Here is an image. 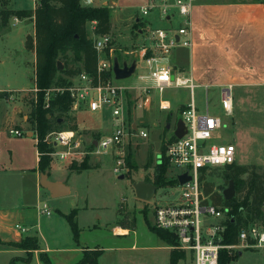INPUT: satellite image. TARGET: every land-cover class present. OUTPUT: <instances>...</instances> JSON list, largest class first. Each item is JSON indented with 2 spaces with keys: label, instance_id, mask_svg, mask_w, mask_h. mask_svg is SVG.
<instances>
[{
  "label": "crops",
  "instance_id": "0c3cea01",
  "mask_svg": "<svg viewBox=\"0 0 264 264\" xmlns=\"http://www.w3.org/2000/svg\"><path fill=\"white\" fill-rule=\"evenodd\" d=\"M113 3L116 4L117 2L113 0ZM33 6L34 7L31 9L15 8V10L33 11L32 16L28 18H21L22 21L28 20L32 23L33 35L30 36L35 35V17L33 13L36 8V0H34ZM154 15L155 14H152L148 21L151 25L156 26V17L154 19ZM16 19L18 18H15V21ZM160 22L164 25L161 26L163 28L169 29L175 27V23L173 21ZM191 22L192 47H176L170 57V64L177 71H183L187 76L192 77L197 86L195 90L203 89L207 94H209L212 88L217 89L220 103L223 89H231L232 96L234 95L233 93L236 92L235 95H237V98L240 101L250 96H256L264 99V0H195L191 15ZM135 29H133V32L136 34ZM94 30L95 23L92 25L93 41L97 37ZM5 32L7 31H2L1 33L3 34ZM130 40L134 41L138 46L142 40V36L139 34L136 38H133V40L130 38ZM118 46L121 47L118 49L113 47L111 52L107 51L106 56L109 60L113 59L114 62L117 60L120 66H123L124 64L132 65L133 63H136V71L140 70L137 76L138 83L125 87L126 96L131 95L130 99H134L140 93L141 88L146 86L151 87L153 85V81L148 78L140 79L139 77L142 73L143 63L140 61L136 62V58L129 54L135 50L137 46L135 49L129 50V47L121 40L118 41ZM120 52L124 55L122 59L120 57ZM33 56V84L35 86L36 61L34 52ZM128 57L130 59H128ZM21 90H28V88H26V86H22ZM166 91L171 92L166 95V93L160 94L157 90H153L152 106L144 112L151 113L156 109L161 112L173 111V101L176 102L178 104L176 107L178 115L174 119V116L169 115L171 116L172 121L166 125V129L171 130L170 134L173 136L177 129V122L181 119V112L191 101V93L185 88H172ZM1 92L6 91H0V93ZM6 97L7 95L1 98L5 100ZM162 100L170 105V110L164 111L160 109V103ZM235 108V96H233L234 115L236 111ZM14 110V116L11 117L8 115L6 120H4L5 126L4 128H0V135L2 134V131H7L8 127L15 126V128L26 132V140L30 143H16L19 146L18 148H15L14 150L8 149L4 151L3 154L0 153V264H10L14 258H27L28 252L15 246V244L21 243L27 237L38 238L41 249L32 252L33 256L30 262H19L18 264H45L40 259L41 253H46L52 264H77L83 259L86 251H100L101 255L98 259L99 264H124L123 259H130L131 261L136 259L137 255H135L136 257L132 255L133 260L130 258L131 253L150 250L155 252V257L151 260L154 262L152 264H170L172 247L162 241L150 230L147 223L148 219H146L144 211L142 212L145 215L147 227L149 231L156 236V240L152 238L148 239L146 241L147 245L141 247L137 245L138 237L136 230L133 232L134 239H131L130 244H127V246H115L114 242L116 238H126L130 237L132 234L130 224L122 222L113 224L109 231L102 229L106 227L105 225L101 226L92 222V224H88L87 226L91 230L92 234L91 238L88 239L85 236V232L83 230L84 228H82L80 223L83 209L75 208L73 205L65 207V205L68 204L65 201L68 200L72 194V187L68 185L67 176L68 174L69 176H73L74 174H78L92 168H97L92 165L93 163L95 165L100 163L101 166L102 159H100V157L106 155H96L98 156V160L94 159L95 161H93L91 156L95 154H91L85 159L87 160L90 169L82 171L70 169V165L72 163L66 162V169L69 173L65 172L62 175L55 174V176L52 177L53 160L50 167L46 171H42L40 168L41 154L38 149V130L35 132L33 129H28L29 124H31L28 116H24L22 118V123L20 122L19 115L23 111V106L20 107L19 104ZM81 111H85V109ZM204 111L201 112V114L209 112L208 105L206 111ZM169 116L168 119L170 118ZM231 118L233 122L234 116L232 115ZM137 120L138 121L135 122L136 124L141 123L147 129L145 125L146 122L144 120H141V118H137ZM164 122L161 119H158L154 120L153 125L149 123H147V125L159 127L160 124ZM168 126H170V128H168ZM112 131L113 126H110L106 130H94L92 134H110ZM1 139L2 136H0V140ZM31 141H34V143H31ZM224 142L229 141L224 140ZM233 144L236 145L237 148L236 163L238 165L264 167V164H248L246 162L247 158L245 156L243 143ZM164 154L166 155V152H164ZM107 155H111L112 158L115 159V166L113 170L118 174V172L115 171L117 166V158L115 154L111 152ZM13 164H16V166L19 167L14 168L19 169V173L16 178H9L7 177V174H1L7 170V165ZM45 176L47 181L60 185L56 194H62V196L55 198L50 191L42 186ZM121 177L123 176L120 175L119 179H124V177ZM136 186L137 185L134 186L135 192ZM45 191L47 193H45ZM47 198H51L52 200L58 202V208L56 210L58 215H54L53 211L50 216H46L40 212V205L42 202H45L43 199ZM141 201L143 204L145 203L146 206H148V202H150ZM74 211H76L75 220L80 229V237L78 241L74 238L72 228L66 218L67 215H70ZM18 224L28 228L29 232L27 234H22L16 229V225ZM105 232H109L110 234L109 240H111V242L106 241L107 243H110L109 246H103L101 244L105 242L103 239L105 238L103 237V233ZM109 252H111L110 258L107 257ZM260 252L264 253V251H246L242 252L239 257H243L245 253L260 254ZM262 257L264 260V254Z\"/></svg>",
  "mask_w": 264,
  "mask_h": 264
},
{
  "label": "built area",
  "instance_id": "2783aa9c",
  "mask_svg": "<svg viewBox=\"0 0 264 264\" xmlns=\"http://www.w3.org/2000/svg\"><path fill=\"white\" fill-rule=\"evenodd\" d=\"M37 2V0H36ZM86 7H94L95 0H81ZM195 0H149L141 7V12L135 19L139 24L136 35L141 34L142 40L130 55L136 62L143 63L140 79H151V87H143L134 100L135 111H146L152 106V91L163 94L168 89L185 88L191 93L189 105L181 112V119L186 127V134L170 141L166 147V157L175 178L186 172L191 181L178 185L180 195L173 201L162 203L155 197L148 202L154 210L155 227L172 233L177 240L176 247L187 251L193 257V264H218L221 250H228L231 255L244 251H264V227L259 224L243 228L238 235L237 243L224 245L225 221L228 219L227 208L216 205L211 197L204 192L202 177L217 169H223L236 163V145L229 142H216L222 137L223 121L209 112L201 114L195 104L194 91L196 84L191 76L183 71H177L170 64V57L178 46L192 47L191 15ZM83 5V6H84ZM114 6L113 0L104 1L102 6ZM152 14L159 21L179 22L175 28L156 27L149 23ZM172 25V23H171ZM173 26V25H172ZM111 35L97 36L94 46L98 53L97 72H83L75 77L71 84L54 86L44 93L42 107L51 109V101L55 95H69L72 100L71 110L78 112L85 109L91 114L110 115L113 131L110 134H91L85 136L79 130L63 129L49 131L43 143L53 149L50 157H58L63 162L82 163L91 154L107 155L111 152L117 157L116 172L126 169V153L124 143L132 135L136 138H148L147 129L141 125L128 123L126 111V88L119 86L114 78V60L107 58V51L113 49ZM106 75H109L106 77ZM31 93L33 109L40 103L41 89L35 85L30 91L9 92V98L19 94L27 96ZM222 109L233 115V96L231 89H223L221 93ZM170 105L161 101L160 109L170 110ZM9 134L23 137L26 132L17 128L8 129ZM37 141L39 137L37 134ZM86 143V144H85ZM128 143V142H127ZM181 169L182 172L176 173ZM179 182V181H178ZM40 212L46 216L52 214L47 202H42ZM22 234L29 229L16 225Z\"/></svg>",
  "mask_w": 264,
  "mask_h": 264
},
{
  "label": "rangeland",
  "instance_id": "374dc122",
  "mask_svg": "<svg viewBox=\"0 0 264 264\" xmlns=\"http://www.w3.org/2000/svg\"><path fill=\"white\" fill-rule=\"evenodd\" d=\"M104 1L106 0H95L94 7H102ZM114 1L117 3L114 4L113 7L110 5L108 6L110 7L113 22L112 31L109 34L113 39L112 47L117 49L120 48L121 46H118V41L121 40L129 47V50L135 49L137 46L136 43L130 40V38L133 40V38H136L137 36L133 32V29H135L134 20L138 14H140L141 7L146 5L149 0ZM2 3H5L9 9H31L34 7V0H0V7ZM80 5L83 6V2H80ZM83 7L86 6L84 5ZM27 11L30 12V10ZM153 18L156 21V27L164 26L162 22L157 20L156 15H154ZM18 19L15 21V18H12L7 29H0V91L8 92V96L5 100L0 98V128H4V120H6L8 115L11 117L14 116V109L20 104V107L23 106V111L19 115L20 122L22 123V118L24 116H28L29 121H31L28 129H33L36 132V130H38V124L35 122V117L31 114L33 110V103L30 100L32 94L28 93L27 96H21L18 94L14 98V101H11L9 98V92H28L34 86L33 51L26 47L27 37L33 35V25L28 20L22 21V19ZM173 22L175 23L174 26L176 28L177 25H179V22L176 21V19H174ZM92 25L93 23L88 25V35L90 39H93ZM2 31L7 32L2 34ZM120 57L122 59L124 55L121 53ZM128 59L130 58L128 57ZM61 60L68 61L71 65H80L77 57L72 52L63 54ZM139 72L140 70H137L132 77L124 80H116L115 78L114 80L119 86H132L138 83L137 76ZM56 79L62 81L63 77L58 74ZM22 86H26L28 90H21ZM170 92L171 91H166L165 93L167 95L170 94ZM235 93L236 92L233 93V96H235L236 111L235 115L233 113V122L231 118L232 116H229L222 109L217 89L212 88L209 94L203 89H197L195 90L194 97L200 113L204 110L206 111L208 105L210 114L217 115L223 119L225 127L223 126V129L221 130L222 137L217 139L216 142L221 143L224 142V140H227L232 143H243L245 156L247 158L246 162L248 164H264V99L250 96L240 101ZM130 98L131 95L126 96L125 109L129 115L128 123L131 126L132 123L138 121L137 118H141V120L146 122L145 125L148 129L149 137L143 139L130 135L128 140H126L123 148L126 153L127 168L121 169L118 172L119 175L113 170L115 159H113L111 155L100 157V159H102L101 166L100 163L98 165H95L94 163L92 164L97 168H92L74 174L73 176H69L68 174V185L72 187V194L68 200L65 201L68 203L65 207L73 205L75 208L83 209L80 223L82 228H84L85 236L88 239L92 236L91 230L87 227L88 224H92L93 222L94 224L101 226L105 225L106 227L102 229L109 231L113 224L122 222L130 224L132 234L130 237L116 238L114 242L115 246H127V244H130L131 239H134L133 232L137 230V245L141 247L147 245L146 241L148 239L152 238L156 240V236L149 231L145 221V215L142 212H145L148 221L155 226L154 210L150 208V205L146 206L145 203L143 204V202L137 198L134 186L141 183H150L151 185L156 186L154 182L157 180L158 174L161 176L158 167L163 163L166 164L165 166L167 167L164 175L165 179L171 181V185H165L161 188L157 186L156 189L158 191H156L157 193L154 197L162 203H168L175 201L180 195L178 187L174 184V179H176L175 171L170 168L169 162L167 163L166 161V155L163 154L166 150L167 143L172 141L170 140L172 137V134H170L171 130H167L166 125L172 121L171 116H174L173 119L177 117L178 110L176 107L178 104L173 101V111L161 112L156 109L149 113L138 110L135 111L133 107L134 100ZM168 116L170 117L169 119ZM63 117L66 121L60 129H72V127L76 125L79 132L88 137L91 136L94 130H106L110 126L112 127V118L109 114L107 116H99L98 114H91L86 111L79 110L78 112H75L70 110ZM158 119L165 122L161 123L159 127L147 125V123L153 125L154 120ZM10 128H15V126L8 127L7 131H2V134L0 135L2 136V139L0 140L1 154L8 149L14 150L15 148H18L19 146L16 143H30L26 140L27 136L25 135L20 138L10 135L8 131ZM31 143H34V141H31ZM162 150H164V152H162ZM91 157L93 161L96 159L98 160V156L96 155H92ZM51 159L54 161V163H52V177H54L55 174L62 175L65 172L69 173L66 169V162L59 160L56 156L54 158L51 157ZM6 168L7 170L1 174H7V177L9 178H16L19 169L14 168L19 167H17L16 164H13L7 165ZM261 169V171L264 172V167ZM226 170L227 167L211 171L206 173L207 176L205 178L206 181L214 183L216 191L222 193V195L223 192L229 188L230 184L233 183H227V181H225L224 173ZM180 172H182L181 169L176 170V173ZM120 175H122L124 179H119ZM244 177H247V175ZM45 193L47 192L45 191ZM43 200L49 204L53 214L58 215L56 211L58 208V202L51 198ZM228 217H230V215ZM249 224L252 225L254 222ZM259 225H261V223H259ZM103 235V237H105L103 238L105 242L101 244L103 246H109L110 243L106 242H111V240H109V232H105ZM176 245L171 246L172 250L185 253V257L179 262V264H193L192 255L187 251L178 249ZM263 254V252H260V254L245 253L243 257H238V259L233 261L232 264H264L262 257ZM110 255L111 252L108 253L107 257L110 258ZM132 255H137V257L135 256L136 259L134 261L123 259L124 264L154 263L151 261L155 257L154 251H137L131 253L130 258L133 257Z\"/></svg>",
  "mask_w": 264,
  "mask_h": 264
},
{
  "label": "trees",
  "instance_id": "16d2710c",
  "mask_svg": "<svg viewBox=\"0 0 264 264\" xmlns=\"http://www.w3.org/2000/svg\"><path fill=\"white\" fill-rule=\"evenodd\" d=\"M81 0H37L33 13L35 17V35L28 36L26 41L27 49L33 51L36 56V85L41 89L39 106L32 110L35 122L38 124V149L41 154L40 168L46 171L52 162L49 153L53 149L43 143L46 134L52 130L60 129L65 124L63 117L72 108V100L69 95H55L51 101V109L44 110L42 103L44 91L54 86H64L72 83L73 79L83 72L94 74L97 72L98 53L94 41L89 38L88 25L95 23V34L97 36L110 34L112 31L110 7H83ZM32 16L27 10L9 9L5 3L0 7V29H7L12 18H27ZM136 29L138 23H134ZM135 29V30H136ZM72 52L80 62L79 66L71 65L68 61L61 60V56ZM63 65V70L58 69V64ZM60 74L62 81L57 80ZM109 75H106V77ZM8 96V92H1L0 98ZM59 120H62L60 123ZM72 129H77L75 125ZM176 139L172 136L171 140ZM164 152V150H162ZM166 152V151H165ZM164 154V153H163ZM166 161L168 163L167 157ZM165 162V161H164ZM166 164L160 165V175L154 184L158 187L171 185V181L165 179ZM258 166L238 165L237 163L227 166L225 181L233 182L235 196L231 200H225L222 193L215 189V184L205 180L206 174L202 177L204 192L211 197L213 202L221 207L230 210V217L225 221L224 245L237 243L239 232L243 228L251 226L249 223L259 224L264 227V172ZM70 169L82 171L90 169L87 160L78 164L70 165ZM247 175V177H244ZM164 177V178H163ZM178 185V180L174 179ZM227 215V216H229ZM72 228L76 241L80 237V229L75 220L76 211L66 216ZM147 219V217H146ZM258 222V223H257ZM150 230L169 246L177 243L176 237L164 230L157 229L147 221ZM252 224V225H254ZM18 248L28 252L27 258L12 259L10 264L19 262H30L32 252L40 250L39 239L27 237L21 243L15 244ZM241 253L231 255L228 250H221L218 264H231L237 260ZM100 251H86L83 259L77 264H99ZM185 257L184 252L172 250L170 264H179ZM40 259L45 264H52L46 253L40 254Z\"/></svg>",
  "mask_w": 264,
  "mask_h": 264
},
{
  "label": "water",
  "instance_id": "95a60500",
  "mask_svg": "<svg viewBox=\"0 0 264 264\" xmlns=\"http://www.w3.org/2000/svg\"><path fill=\"white\" fill-rule=\"evenodd\" d=\"M63 68H64L63 65L61 63H59L58 69L61 71V70H63ZM113 72H114L116 80H124V79L130 78L136 72V63H133L132 65L124 64L123 66H120L119 62L117 60H115ZM59 122L61 123L62 120H59ZM168 128H170V126H168ZM185 134H186V127H185L183 120L180 119L177 122V129H176L174 135L176 138L180 139ZM121 178H123V177H121ZM178 181H179L180 185H184L187 182L191 181V176L189 175L188 172H186V173L178 176ZM42 186L45 189H47L48 191H50V193L55 198L62 196V194H56V191H58V188L60 187V185L57 183H52L50 181H47L46 176L44 177V181L42 183ZM156 191H157L156 187L154 185H151V184L141 183V184L136 186L137 196L139 199H141L143 201H151L154 198ZM235 192L236 191L234 188V184L231 183L229 188L223 192L224 199L225 200L233 199L235 196Z\"/></svg>",
  "mask_w": 264,
  "mask_h": 264
}]
</instances>
